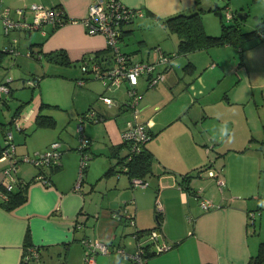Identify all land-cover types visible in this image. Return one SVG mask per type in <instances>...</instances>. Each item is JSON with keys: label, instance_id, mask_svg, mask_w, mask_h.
<instances>
[{"label": "crops", "instance_id": "1", "mask_svg": "<svg viewBox=\"0 0 264 264\" xmlns=\"http://www.w3.org/2000/svg\"><path fill=\"white\" fill-rule=\"evenodd\" d=\"M93 1L0 0V8L8 7L13 19L31 20L30 4L37 3L57 7L65 18L77 20ZM121 1L144 12L123 25L121 49L141 60L154 57V46L174 55L162 80L153 87L145 77L135 76L127 77L118 87L107 88L100 80L101 89L89 84V80L98 79L85 75L79 60L94 52H100L96 58L102 59L111 52L104 35L86 32L79 21L45 25L43 33L39 29L6 32L0 20V83L6 82L9 88L7 93L0 92L2 132H11L19 155L43 151L54 140L61 145L58 164L36 167L27 163V167L21 162L17 167L18 180L29 183L27 199L12 210L0 206V264H25L23 253L31 245L39 249V264L44 254L57 257V264H85L81 240L87 234L110 247L108 253L95 254V264H131L117 249L133 252L135 231L153 227L173 246L150 253L147 264H247L264 241V38L254 36L240 46L224 44L177 54L178 38L165 28L164 20L199 7L206 32L218 34L220 20L215 23L208 17L211 0ZM56 50H63L71 63L47 61L46 53ZM8 56L12 59L7 60ZM33 60L40 65L34 66ZM188 62L202 73L198 77L208 74L213 78L197 86L190 79L193 72L183 70ZM24 72L31 73L30 77H22L27 75ZM13 75H18L22 87L32 90L31 98L18 90L19 84L13 86ZM80 78L84 83H77ZM130 85L143 95L139 117L147 122L152 135L146 145L153 154L152 172L144 177L148 182L145 187L133 186L124 173H106L126 153L121 132L128 118ZM44 87L54 91L45 93ZM101 95L112 97L115 103L107 105ZM64 98L70 107L66 113ZM42 102L47 105L41 107ZM90 108L96 114L84 122L90 139L86 149L89 159L76 187L81 156L77 118ZM39 112L52 116L55 125L37 126ZM14 118L19 121L18 129ZM225 122L231 139L219 136ZM223 155L233 157V163H216ZM4 164L0 161V181ZM205 166L219 167L224 181L221 187L216 177L206 172L195 174ZM36 174L47 182L39 181ZM199 196L211 200L214 207L203 209ZM156 199L162 204L160 214L155 209ZM249 211L255 212L254 217ZM128 213L134 224L128 221ZM87 222H92L89 227ZM27 236L30 244L25 245Z\"/></svg>", "mask_w": 264, "mask_h": 264}, {"label": "built area", "instance_id": "2", "mask_svg": "<svg viewBox=\"0 0 264 264\" xmlns=\"http://www.w3.org/2000/svg\"><path fill=\"white\" fill-rule=\"evenodd\" d=\"M30 7L33 10V17L31 20L13 19L8 7L0 8V20L3 23L4 30L9 32L14 29L29 31L39 29L44 33L45 25L57 26L65 21H79L86 29V32L104 35L106 38V46L109 48L111 55L101 60L95 58L94 55H86L79 60V68L85 75L100 80L107 88L120 86L122 82L130 76H144L147 85L153 87L162 80L164 71L172 58V55L163 52L160 46H154L152 48L154 57L145 60L137 59L134 54L121 49L119 39L121 37L123 25L130 23L136 17L144 15L141 8L128 6L121 0H94L90 3L87 13L77 20L65 18L63 16V10L57 7L43 6L37 3H31ZM17 12L19 14L22 13V9H18ZM223 15L226 19H231L232 12L226 7L223 10ZM76 81L78 84H82L85 79L80 78ZM5 83H0L1 93H7L9 91L7 83ZM28 83L33 85L34 82L28 81ZM127 93L129 118L125 122V128L121 132V138L123 143H126L130 150L140 151L142 145L151 135L147 122L139 118V103L143 95L133 86L127 88ZM99 98L107 105L115 103L110 96L101 95ZM95 114V110L90 108L77 118L76 131L79 143L78 151L81 156L76 187H79L89 159L86 149L90 139L84 132V122L87 119H93ZM13 123L18 129L20 126L19 121L14 118ZM60 146V141L54 140L43 151L19 155L12 141L11 132L6 133L5 147L0 155V161L5 163L1 169L3 177L0 183L4 185L7 190L15 187L17 182L16 171L20 162H27L37 166L58 164L61 155ZM201 169L200 174L206 172L209 176L217 178L220 187L223 185L224 181L220 177L217 168L205 166ZM36 177L41 182H47L46 178L42 175H37ZM131 184L133 186L139 185L145 187L148 185V182L141 178L133 177L131 179ZM1 197H3V194L0 190V198ZM198 200L203 209L214 207V203L207 198L199 196ZM155 209L157 214H160L163 210L159 199L155 200ZM248 213L252 217L255 215L254 211H249ZM126 217L131 224H134L133 215L131 213H128ZM134 236L136 238V248L133 252L127 254L123 249H117L130 259L131 264H147L149 258L148 249H153L152 253L158 254L172 247L171 243L166 242L162 238V234L157 228L146 231L136 230ZM82 242L86 248L84 254L85 264H95V254L97 252H110L108 244L97 238H84ZM23 262L25 264L40 263V252L37 246L31 245L24 250ZM204 264L213 263L207 262Z\"/></svg>", "mask_w": 264, "mask_h": 264}, {"label": "trees", "instance_id": "3", "mask_svg": "<svg viewBox=\"0 0 264 264\" xmlns=\"http://www.w3.org/2000/svg\"><path fill=\"white\" fill-rule=\"evenodd\" d=\"M195 2L199 3V0H195ZM226 7L228 6L226 5L225 8ZM197 8L199 9V7ZM198 9L188 14L186 13L175 14L170 17H167L164 20L165 28L169 32L174 33L178 38V45L176 51L177 54H187L197 50L207 49L213 46H221L224 44L240 46L246 40L254 36H259L261 38H264V20L259 22L254 29L249 31H243L241 28V19H239L232 11H231L232 12L231 19H226L223 15L224 9L217 5H214L211 8H209L208 11L213 12L220 18L221 30L220 33L218 34H209L206 32L203 26L201 11H199ZM94 54H95L94 57L96 58L99 56L100 52H94ZM2 56H3L2 53H0V65L3 60ZM172 56L174 55L172 54ZM45 58L47 61H51L53 63H58V64L66 65L71 63L68 56L63 50H56L46 53ZM183 70L186 73L194 72L195 70L194 65L188 62L187 64L184 65ZM140 77H144V76H140ZM22 105L23 103L17 107V112L21 111ZM44 105L47 104L42 102L41 107H44ZM128 112L129 111L127 107V113ZM128 118H129V114H128ZM35 120L37 126L50 127L55 125V119L52 116L45 115L40 112L37 114ZM2 131H3V127L0 126V155L3 148L5 147V136H6V134L3 133ZM151 137L152 135H150L149 139L142 145L140 151H132L129 149L126 143H123L125 145L126 153L123 156H121V158H119V160L117 161V164H115L114 167L108 169L106 173H109L114 170L117 174L119 173L126 174L129 177L130 181L133 177H137L145 180L144 177L152 172L153 154L146 148V145L151 140ZM261 143H264V138H262ZM116 165H118V168H116ZM34 166L42 167L41 165L38 166L34 165ZM201 168L196 169L195 174L199 175L202 170ZM184 179L187 180L188 178L184 177ZM28 185L29 183H25V184L21 183V181L18 180V177H17L16 185L13 189L7 190L5 189L4 185L0 183V190L2 191L3 194V197L0 198V206H2L5 210H12L16 206L25 202L27 199ZM153 228H148L144 230L146 231ZM28 244H30V242L27 236L25 245ZM152 252L153 249H150L148 252L149 255ZM247 264H264V241H261L259 243L256 253L250 256Z\"/></svg>", "mask_w": 264, "mask_h": 264}, {"label": "rangeland", "instance_id": "4", "mask_svg": "<svg viewBox=\"0 0 264 264\" xmlns=\"http://www.w3.org/2000/svg\"><path fill=\"white\" fill-rule=\"evenodd\" d=\"M215 3L218 6L227 5L228 8L233 13H235V15H236V13L238 11H243V12L248 13L247 11L249 10L250 11L249 15H247L244 19H241V28H242L243 31H249V30L254 29L255 26L259 22H261L262 20H264V3H259V4L256 3V2H253L252 3V0H211V4H212L211 6H213ZM254 14H257V18L254 17ZM208 17H210L212 20H214L215 23H217L220 20V18L216 14H214L213 12H210V15ZM121 47L123 48V46H121ZM167 54L172 55V53H167ZM172 57H174V56H172ZM6 59L7 60H10V59H12V57L8 56ZM33 65L34 66L35 65L37 66V65H40V63L39 62L36 63L34 61L33 62ZM22 69L25 70L24 68H22ZM28 70H30V71L32 70V72L34 71V69H28ZM29 72L28 73L27 72H24L23 74H26L27 73V75H21V76L22 77H30V74L31 73L29 74ZM201 74L202 73H200L199 71H195L194 70L193 75L190 78L193 82H196V85L197 86L199 84H201V83L203 84L204 83V80L205 81H209V80H211L213 78V77H210L208 74H204V76L198 77ZM13 77L15 78V80L13 82V86H18V84H19V86H21L22 85V82H20V80L18 79V75H13ZM90 83H93L94 85H96L100 89L104 87L103 86L104 84L102 85V83L99 80H89V84ZM14 89L16 90V88H14ZM18 90L22 94H24L25 96H27L28 98H31L32 97V94L33 93H32V90H30L29 88L22 87L21 86V87L18 88ZM33 90H35V89H33ZM52 91H54V88H52V87H46L45 88L44 87V92L45 93H50L51 94ZM63 102L66 103V104L63 105L64 106L63 108L65 109L64 110V113H66L70 109V107H69V105L67 103V99L64 98L63 99ZM9 105L11 107L10 108V110H11L13 108V103L10 102ZM140 106H141V104H140ZM7 109L8 108L6 106H4L5 115L8 114ZM189 116H191V115H189ZM14 144H16V143H14ZM222 157H223L222 160L221 159L220 160H217L216 163H218V164L221 163L222 164L223 161H224V163H226L227 165H229V163H233V161H234V158L233 157H228L227 158L226 155H223ZM24 165L28 167L29 164L24 163ZM217 168H219V167H217ZM91 223L90 222H87L86 223V226L89 227ZM83 228H85V225L83 226ZM261 230H262V233H264V225H262ZM85 238H91L92 239L93 237L87 234V235H85ZM81 242H82V240H81ZM41 260H42L41 264H57V262H58L57 257L50 256L48 254H44V256H43V258H41Z\"/></svg>", "mask_w": 264, "mask_h": 264}, {"label": "clouds", "instance_id": "5", "mask_svg": "<svg viewBox=\"0 0 264 264\" xmlns=\"http://www.w3.org/2000/svg\"><path fill=\"white\" fill-rule=\"evenodd\" d=\"M220 138L221 139H231L232 137V133L230 132V130L228 129V125L227 123H223L220 127ZM215 139V137H214Z\"/></svg>", "mask_w": 264, "mask_h": 264}, {"label": "water", "instance_id": "6", "mask_svg": "<svg viewBox=\"0 0 264 264\" xmlns=\"http://www.w3.org/2000/svg\"><path fill=\"white\" fill-rule=\"evenodd\" d=\"M236 16L239 18V19H244L246 16H247V13L243 12V11H238L236 13Z\"/></svg>", "mask_w": 264, "mask_h": 264}, {"label": "bare ground", "instance_id": "7", "mask_svg": "<svg viewBox=\"0 0 264 264\" xmlns=\"http://www.w3.org/2000/svg\"><path fill=\"white\" fill-rule=\"evenodd\" d=\"M146 181V180H145ZM86 249V248H85Z\"/></svg>", "mask_w": 264, "mask_h": 264}]
</instances>
